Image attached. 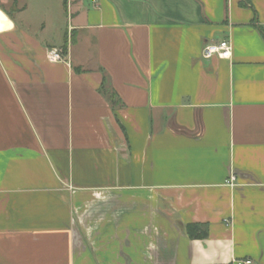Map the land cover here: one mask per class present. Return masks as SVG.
I'll list each match as a JSON object with an SVG mask.
<instances>
[{
	"label": "crops",
	"instance_id": "crops-1",
	"mask_svg": "<svg viewBox=\"0 0 264 264\" xmlns=\"http://www.w3.org/2000/svg\"><path fill=\"white\" fill-rule=\"evenodd\" d=\"M242 1L0 0V264H264V0Z\"/></svg>",
	"mask_w": 264,
	"mask_h": 264
},
{
	"label": "built area",
	"instance_id": "built-area-1",
	"mask_svg": "<svg viewBox=\"0 0 264 264\" xmlns=\"http://www.w3.org/2000/svg\"><path fill=\"white\" fill-rule=\"evenodd\" d=\"M94 1V0H90ZM2 18V12L0 10V19ZM48 60L52 63L64 62V55L61 49H48ZM203 59L209 60L216 57L221 60H228L231 57V45L228 40H222L217 43L206 44L202 49ZM235 178L230 176L226 184L230 187L234 186ZM239 264H253L251 260L240 261Z\"/></svg>",
	"mask_w": 264,
	"mask_h": 264
},
{
	"label": "trees",
	"instance_id": "trees-1",
	"mask_svg": "<svg viewBox=\"0 0 264 264\" xmlns=\"http://www.w3.org/2000/svg\"><path fill=\"white\" fill-rule=\"evenodd\" d=\"M248 0L242 1V6H245ZM258 31L261 33L262 37L264 38V32L257 27ZM100 91L108 99L112 105H115L117 103L116 96L114 93L106 87L105 81L104 84H102ZM185 233L190 239H204L207 235V231L205 228L200 227L199 225H187L185 227Z\"/></svg>",
	"mask_w": 264,
	"mask_h": 264
},
{
	"label": "rangeland",
	"instance_id": "rangeland-1",
	"mask_svg": "<svg viewBox=\"0 0 264 264\" xmlns=\"http://www.w3.org/2000/svg\"><path fill=\"white\" fill-rule=\"evenodd\" d=\"M13 1H15V0H13ZM8 12H9V14H10V12L13 13L11 10L8 11ZM32 13H33V12H32ZM32 13L29 15V17L33 16ZM30 20L33 21L34 18H30ZM97 199H98L99 201H101V198H97V197H95V200H97ZM84 203H86V202L84 201ZM86 209H87L86 206H83V207H82V211H81V213H82V215H83L84 217H85V214H86ZM100 215H101V214H100Z\"/></svg>",
	"mask_w": 264,
	"mask_h": 264
}]
</instances>
